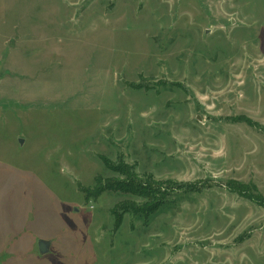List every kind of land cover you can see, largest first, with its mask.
I'll return each instance as SVG.
<instances>
[{"label": "rangeland", "instance_id": "rangeland-1", "mask_svg": "<svg viewBox=\"0 0 264 264\" xmlns=\"http://www.w3.org/2000/svg\"><path fill=\"white\" fill-rule=\"evenodd\" d=\"M118 166L178 192L117 227ZM234 182L264 198V0H0L1 216L52 242L0 264H264Z\"/></svg>", "mask_w": 264, "mask_h": 264}, {"label": "trees", "instance_id": "trees-1", "mask_svg": "<svg viewBox=\"0 0 264 264\" xmlns=\"http://www.w3.org/2000/svg\"><path fill=\"white\" fill-rule=\"evenodd\" d=\"M113 169L118 172L122 178L109 183V188L115 193L141 201L140 205L133 206L130 202L134 200L126 199L129 203L123 207L122 214L115 219L117 227L121 225L124 213L126 214L129 211L134 215H140L144 217L145 220H148L150 216L167 205L170 194L178 192V189L169 180H157L152 175L140 177L136 173L130 172L127 167L122 166ZM231 187L230 190L232 192H237L264 206V198L256 194L252 188L236 182L231 184Z\"/></svg>", "mask_w": 264, "mask_h": 264}, {"label": "crops", "instance_id": "crops-1", "mask_svg": "<svg viewBox=\"0 0 264 264\" xmlns=\"http://www.w3.org/2000/svg\"><path fill=\"white\" fill-rule=\"evenodd\" d=\"M18 208L15 209L16 216L14 219L5 220L7 215L1 216L2 212L0 207V254L5 250H9V254L13 257L14 255L22 256L26 248L32 250L35 249V245H37V249H39L37 242L38 239H47L44 236H40L38 234L35 240L36 242L32 240L30 244L28 236L29 232L25 231L27 226L24 217L26 203L23 202L21 207L19 206ZM28 229L30 230L29 226ZM25 241L28 242L27 247H25Z\"/></svg>", "mask_w": 264, "mask_h": 264}, {"label": "water", "instance_id": "water-1", "mask_svg": "<svg viewBox=\"0 0 264 264\" xmlns=\"http://www.w3.org/2000/svg\"><path fill=\"white\" fill-rule=\"evenodd\" d=\"M52 242L47 239H39L38 241V247L40 250V253L46 254L50 252Z\"/></svg>", "mask_w": 264, "mask_h": 264}]
</instances>
